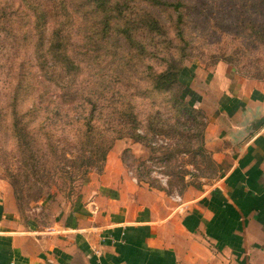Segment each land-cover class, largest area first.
I'll return each instance as SVG.
<instances>
[{
	"label": "rangeland",
	"instance_id": "374dc122",
	"mask_svg": "<svg viewBox=\"0 0 264 264\" xmlns=\"http://www.w3.org/2000/svg\"><path fill=\"white\" fill-rule=\"evenodd\" d=\"M162 1L172 5L154 0H110L107 4L105 13L112 23L117 21L121 26L125 18L135 21L142 43L134 44L136 48L119 36L124 33L121 28L109 33L103 14L97 19L90 15L82 20V16L72 17L66 41L68 55L80 51L84 59L83 92L89 99L102 89L100 85L97 90V83L108 80V76L118 79L113 65L120 64V58L128 62L127 75L141 86L135 107L141 126L134 132L146 134V139L124 137L114 141L112 148L120 142L116 153L138 181L179 194L190 184L196 188L210 184L217 174L201 144L204 127L201 130L199 123L206 122V115L197 104L196 122L183 107L177 113L174 101L182 85L174 86L172 99L151 91L148 65L157 71L174 61L177 68L186 69L181 74L183 80L189 77V82L196 68L205 72L222 62L227 73L236 78L264 81V0ZM174 4L180 5L175 9ZM31 14L22 0H0V185L10 189L22 215L37 213L46 198L68 201L78 195L89 173L100 170L101 149L113 140L115 133L110 130L115 124L119 126L120 116L107 106L100 119L94 118L90 131L84 120L69 123L64 111L70 103L65 101L61 82L50 81L41 60L37 63L34 57L33 42L38 36ZM150 16L158 21V28H150L145 35L140 21L150 26ZM49 27L50 22L44 37ZM154 44L159 50L151 54ZM116 83L117 93L121 89ZM41 92L43 100L38 97ZM104 94L110 98L111 91L105 89ZM182 99L184 104L189 97ZM103 100L99 99L100 103ZM40 101L45 107L49 104L47 110L37 109ZM53 101L59 102L60 108L54 109ZM69 113L71 118L76 116L74 111ZM154 114L172 129L160 132L158 125L149 128V117ZM88 160H94L93 165Z\"/></svg>",
	"mask_w": 264,
	"mask_h": 264
},
{
	"label": "crops",
	"instance_id": "0c3cea01",
	"mask_svg": "<svg viewBox=\"0 0 264 264\" xmlns=\"http://www.w3.org/2000/svg\"><path fill=\"white\" fill-rule=\"evenodd\" d=\"M221 63L189 81L210 184L172 194L142 183L116 142L74 199L46 198L37 213L22 215L0 185V264H264V81Z\"/></svg>",
	"mask_w": 264,
	"mask_h": 264
},
{
	"label": "trees",
	"instance_id": "16d2710c",
	"mask_svg": "<svg viewBox=\"0 0 264 264\" xmlns=\"http://www.w3.org/2000/svg\"><path fill=\"white\" fill-rule=\"evenodd\" d=\"M24 1L27 9L32 12V16L34 17V29L36 30V35L38 36L37 39L34 40V57L38 63L41 60L42 68H45L46 76L50 81H58L61 82V88H64V95L66 96V100L68 101L67 107L65 109V117L68 118L69 123L72 121L84 120L88 125L86 130L90 131L91 123L95 119H100L101 116L104 114V110L106 107L109 106L115 113L119 114V121L117 124L119 126L111 127L110 132H114L113 140L106 145L100 152V162L101 165L99 169H102L103 164L106 160V156L108 152L112 149L114 141L129 137L132 139H136V141H142L146 139V134L136 133L134 129L136 127L141 126V120L137 117L138 113L135 111L136 107V99L140 96L141 86L140 81L136 82L130 79V76L127 75L128 69V62H123L120 58V64L113 65V71L115 74H118L117 78H112L108 76V80L104 79L101 83H97L96 87L99 90L100 85H102V89L100 91L95 92L97 96L94 99H89V97H85L84 95V88L86 84L84 83V78L82 77L86 66L84 65V59L80 51L75 52L76 55L71 54L68 55V46H67V25L73 21L72 17L77 16L81 18V20L86 15H90L92 18L97 19L101 14L106 17L103 20L104 25L107 27L109 33L115 32L116 28H121L123 34L119 36L124 38L125 43H130V46L136 48L134 44L137 46L142 45L140 43L139 37L141 35H137L134 27L135 21H132L128 18H125L124 24L119 26L120 23L115 21L114 23L111 22L110 17H108L107 13L108 10L107 4L110 3V0H22ZM159 4H166L172 5V3H168L162 0H154ZM180 4H174V8H178ZM123 4H121V7ZM120 14L123 12V8H120ZM27 17L30 16L27 14ZM151 24L149 26L147 21H140V28L147 35L152 30L158 28V21L150 16ZM50 22V27L48 30L47 36H43L46 24ZM33 23V21H32ZM98 24V22H94ZM94 28V27H93ZM151 28V29H150ZM138 36V37H137ZM157 44L152 45L151 54L157 53L159 50L156 47ZM126 52V51H125ZM129 52V51H128ZM127 52V53H128ZM166 60V59H165ZM49 62V64H48ZM167 62V60H166ZM45 66V67H44ZM148 67L151 69L147 81L149 82V86L151 91L167 94L171 96L172 99V91L175 85H182L183 88L180 89V94L178 98H175V108L177 113L179 114V108L183 107L187 110L188 116L192 117V121L196 119L194 114L195 112V102L199 100V95L189 86L188 79L183 80L182 76L183 72L186 69H180L176 67V63L174 61H168L167 66L163 69L154 71L150 65ZM128 68V69H127ZM181 74V75H180ZM193 72L190 73V75ZM51 78V79H50ZM112 78V79H110ZM182 78V79H181ZM46 82L49 80L46 79ZM40 82V81H39ZM120 83L119 87L121 89L120 92L114 90L115 83ZM116 83V84H117ZM39 84V83H38ZM41 84V83H40ZM118 86V85H117ZM25 87L28 86L25 84ZM129 88H133L132 92H129ZM107 89L111 91L110 98H106L104 94V90ZM93 94V93H92ZM182 95V96H181ZM188 96L189 99L183 104V96ZM39 99L43 100L44 92L38 94ZM102 103H100L99 99H103ZM51 103V102H50ZM54 109L57 107L60 108V103L53 101ZM40 107L38 106L37 109L40 111H44L48 109L49 104L47 107L43 106L44 102L40 101ZM70 111L76 112V116L71 118ZM58 112V111H56ZM63 111H59L61 113ZM159 114V113H158ZM160 116V115H159ZM150 126L149 128H155L154 125H158L157 130H171L172 127L166 126L165 119H161L158 117L157 114L150 116ZM60 121L63 123L65 122L62 120V117L59 118ZM201 130L203 127L205 128L206 122L199 123ZM166 126V127H165ZM160 131V132H161ZM90 137V135H87ZM201 144H203V135L201 137ZM94 160H88L89 163L93 162ZM90 165H93L92 163ZM89 165V166H90ZM86 166H88L86 164ZM88 168L85 169L84 173H86Z\"/></svg>",
	"mask_w": 264,
	"mask_h": 264
},
{
	"label": "built area",
	"instance_id": "2783aa9c",
	"mask_svg": "<svg viewBox=\"0 0 264 264\" xmlns=\"http://www.w3.org/2000/svg\"><path fill=\"white\" fill-rule=\"evenodd\" d=\"M175 199H178V197L176 196Z\"/></svg>",
	"mask_w": 264,
	"mask_h": 264
}]
</instances>
